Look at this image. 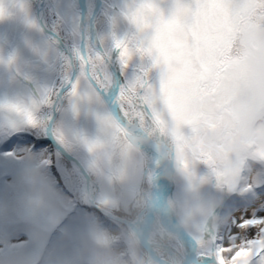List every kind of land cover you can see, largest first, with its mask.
<instances>
[{
	"label": "rangeland",
	"instance_id": "obj_1",
	"mask_svg": "<svg viewBox=\"0 0 264 264\" xmlns=\"http://www.w3.org/2000/svg\"><path fill=\"white\" fill-rule=\"evenodd\" d=\"M27 1L21 3L25 2L27 11L32 12ZM258 1L232 0L215 46L239 31L235 25L243 14L240 12ZM3 2L10 13L4 21L11 22L12 36L19 32L16 42L20 45V49L12 50L16 57L12 67L0 63L9 84L8 101L32 95L30 87L13 75L12 69L18 65L39 73L53 63L54 70L47 80L39 77L31 81L36 91L50 90L60 79L70 43L60 49L57 39L48 42L37 26L28 34H20L22 14L13 6V0ZM35 2L38 7L40 0ZM47 13H58L69 24L72 22L69 11L60 8V0H44L39 15ZM27 18L26 13L24 20ZM241 29L245 42L252 41L254 46L247 49L245 57L232 61L231 69L212 93L203 92L201 87V82L206 83L210 77L206 74L191 89L173 87L163 110L150 108L156 121L147 112L125 115L139 127L150 128L152 136L173 149L167 153L169 159L175 157L172 168L165 163L168 178L172 175L168 207L174 221L195 238L201 250L196 257L208 255L207 246L225 233L234 216L240 215L236 204L250 201L253 189L264 184V12L252 18L248 27L241 25ZM94 31L97 35L95 27ZM108 31L109 26H104L102 32ZM115 31L123 35L126 22L119 21ZM58 34L68 36L65 29ZM10 52L0 44V57L6 60ZM216 52L215 48V55ZM27 53L33 55L26 58ZM1 84L2 80L0 91ZM57 107L61 109L53 127L57 132L62 129L68 138L67 152L74 160L71 173L65 170L64 157L46 145L37 149L14 143L0 153V264H160L142 247L134 229V224L144 219L148 201L157 194L162 200L160 175L148 167L147 159L134 143L125 140L113 119H97L105 114L104 109L82 104L79 115L73 117L66 103L63 107L58 103ZM192 121L194 128L186 131ZM154 122L160 124L159 129L154 128ZM5 128L0 125L4 136L8 133ZM32 134L46 137L43 129ZM2 139L0 144L8 143ZM49 155L53 156L63 187L57 184L51 168L42 166ZM77 162L84 167L86 176ZM118 196V206L129 213L126 218L114 212ZM93 201L133 225L112 217L106 220L89 208ZM130 207L136 210L135 216ZM158 215L156 212L152 216L149 241L158 249V257L171 264H183L187 252L182 237L174 239L160 225ZM187 242L191 251L192 243ZM229 243L224 241V264H238L236 253L242 250V241L235 240L230 247Z\"/></svg>",
	"mask_w": 264,
	"mask_h": 264
},
{
	"label": "snow or ice",
	"instance_id": "obj_2",
	"mask_svg": "<svg viewBox=\"0 0 264 264\" xmlns=\"http://www.w3.org/2000/svg\"><path fill=\"white\" fill-rule=\"evenodd\" d=\"M232 0H60V8L69 11L72 22L58 13L53 15L51 28L57 35L67 30L70 52L62 61L60 79L50 90H38L26 99L0 101V125L9 130L23 126L25 132L52 136L59 148L68 151V138L53 125L66 103L73 117L80 106L104 109L97 119L122 120L125 115H143L150 108L163 110L170 100L171 89L183 85L191 89L206 74L214 71L215 43L226 25ZM13 6L27 12L25 3ZM10 13L0 0V20ZM125 21L128 30L117 35L115 26ZM30 27L36 24L28 20ZM107 24L108 32L92 38L93 24ZM213 28L216 31H213ZM15 55L0 63L12 67ZM63 98V99H61ZM33 144L37 149L52 144L34 135H14L0 145V152L12 144ZM74 160L64 157L65 170L72 172ZM42 166L50 167L57 184L63 187L53 156ZM70 196L71 193H68ZM239 216L233 217L222 234L198 257L195 264H224V241L229 247L242 241L236 253L238 264H264V184L253 189L250 201L237 203ZM11 231V229H8ZM246 249V250H243ZM212 253H215L213 258Z\"/></svg>",
	"mask_w": 264,
	"mask_h": 264
},
{
	"label": "flooded vegetation",
	"instance_id": "obj_3",
	"mask_svg": "<svg viewBox=\"0 0 264 264\" xmlns=\"http://www.w3.org/2000/svg\"><path fill=\"white\" fill-rule=\"evenodd\" d=\"M17 1H18L17 3L22 2V0H17ZM41 1H43V2L41 3ZM27 2L29 3V8H32V12H31V10H30V12H28V11L26 12L27 17L32 22H34L36 24V26L38 27V29L44 35V37L47 39L48 42L54 43L55 39H57L58 47L60 49H62V46L65 43H67V44L70 43L68 40V36L62 37L59 34H57L55 36L52 34V32L55 31L54 29L51 28V23H52V18H53L54 13L53 14H50V13L42 14L43 15L42 17L39 15V12L41 10H43L44 0H40V2H39L40 4L38 7H36L35 0H28ZM263 10H264V0H259L254 5L249 6L248 9H245V12H240L243 14L239 15V17H240V18H238L239 21L236 23L237 25H235V27L238 28L239 31L237 30V33L235 31L232 36H231V34L229 36L227 35V37H225L224 41L220 42V44L218 46H215L217 52H216L215 59H214V71L212 73H210V77H208L206 83L201 82V87L203 88V92H209L210 91L212 93L214 91V89L216 88V86L218 85L221 77L225 76L227 71L231 69L232 61L240 60L241 58L245 57L246 53H247V49L253 48L254 44L252 41H250L249 43L245 42V37H244L245 33H244L243 29H241V25H243L244 27L245 26L248 27L249 22L252 21V18L256 19L258 16L259 17L262 16V14L264 12ZM17 11H18V13L22 14V16H21L22 20L20 21L21 28L18 27L21 31L20 34L22 32H26L27 34H28V32H32L33 27L29 26V23H28L29 19L27 18L26 20H24L26 18V13L21 12L19 10V8H17ZM39 18L41 19V22H42L44 28L41 26V24L39 22ZM11 30H12V26H11L10 21H4V19L0 20V44L3 47H5V51H7V52L11 51L10 55L14 54V53H12L13 49L17 50L18 47L20 49L19 42H16V39L19 35V32H15L13 34L14 36H12L10 33ZM127 30H128V26H127ZM215 30L216 29L214 28L213 31H215ZM35 50L36 49L34 48V50H33L34 53H35ZM18 55H19V53H17V63H18V58H19ZM29 55H33V53H27L26 58ZM27 61L28 62H26V64L31 65V67H32L33 63L29 60H27ZM18 66L14 67V69H12L13 75L19 82L26 83L30 87L32 94L36 90L32 86L31 81L32 80H39V77H41L43 80H47L49 78L51 72H53V70H54V64L53 63L48 65L46 68L43 67V69H41L39 73L36 70H29V66L28 67L26 66V68L21 67L22 65L19 67ZM6 77H7L6 73L4 71L0 70V80H2V84H1L2 90L0 91V101H2L1 98H2V94L4 92H6L7 100H8L9 84L6 82L7 81ZM54 78H53V80H54ZM4 84H6L7 86L4 87ZM147 113H148V116L150 117V119L152 121L153 120L156 121V118L151 113L150 109L147 111ZM159 125L160 124H158L157 122L153 123L154 128L157 127V129H159ZM140 128L142 130H144L145 132H147L153 139H155V140L158 139L156 136H152L150 134L151 133L150 128H149V130L144 126H142V127L140 126ZM5 129H7V131H8V133H7L8 136H7V134L5 136L3 134H0V140L3 138L2 140H5L7 142L10 139H12L14 135H21V134L33 135L30 132L26 133L24 129H19L16 127H14L13 129H10V130L8 128H5ZM34 138L35 139H43V138H36V137H34ZM184 138H185V135H184ZM45 139H47V137H45ZM18 144H21V143H18ZM0 145H3V144L1 143ZM30 145H31V147H35V145H33V144H30ZM165 146L167 147V153L169 150H173L167 144ZM171 146H172V143H171ZM51 149L53 151H57L53 145H52ZM171 158H173V160H175L174 155H172ZM118 207L119 206H117L116 209Z\"/></svg>",
	"mask_w": 264,
	"mask_h": 264
},
{
	"label": "bare ground",
	"instance_id": "obj_4",
	"mask_svg": "<svg viewBox=\"0 0 264 264\" xmlns=\"http://www.w3.org/2000/svg\"><path fill=\"white\" fill-rule=\"evenodd\" d=\"M92 38L93 40L96 39V33L94 31H92ZM122 121L124 123H126L131 129H133L136 134L138 135H143L144 134V130H142L137 124L132 123L131 121H129L127 119V117L125 116ZM131 140L139 145L140 147H142L144 150H146L149 155L150 158L147 159V165L150 169L156 171L160 176H159V181H163V183H166L168 181V172L166 170V158H165V154L164 152L156 145H152L150 143H148L147 141L143 140L142 138L138 137V136H132ZM160 205H161V194H157L155 196H153L148 203L145 205L144 208V219L143 220H139L134 224V229L136 230V232L140 235V237L142 238V240L144 241V243L146 244V246L148 247V249L150 250V256L154 255H158V249H156L155 245L149 241V238L151 236V231H152V223H151V219L154 213L159 212L160 211ZM163 221L166 225L173 227L175 229H182L173 219V215L171 213L170 208L167 206L164 209L163 212ZM182 240L184 242V249L187 252V255L189 254L190 251V245L187 242V238L185 236H182ZM198 257H196L197 259ZM170 263V262H169ZM171 264V263H170Z\"/></svg>",
	"mask_w": 264,
	"mask_h": 264
},
{
	"label": "water",
	"instance_id": "obj_5",
	"mask_svg": "<svg viewBox=\"0 0 264 264\" xmlns=\"http://www.w3.org/2000/svg\"><path fill=\"white\" fill-rule=\"evenodd\" d=\"M43 1H41L42 3ZM39 22L41 24V26L44 28L42 22H41V19L39 18ZM93 28H94V24H93ZM214 29V28H213ZM93 31V29H92ZM92 35V34H91ZM7 85L4 84V87H6ZM36 92V91H35ZM2 101H5L7 100V95H6V92H4L2 94ZM113 121L118 125V127L123 131L124 135L131 141V137L132 136H138L140 138H142L143 140L147 141L148 143L152 144V145H156L158 146L165 154V158H166V161L168 163V167L169 168H172L173 166V158L169 159L168 158V154H167V147L165 146V144H163L162 142H159L155 139H153L147 132L144 131V134L143 135H138L136 134V132L131 129L126 123H124L122 120L120 121H116L115 119H113ZM47 139L49 140V142L62 154L64 155L65 157H68L70 156V154L68 152H64L62 151L59 146L56 144L55 140L52 139V137H50L48 135ZM134 143V142H133ZM134 145L140 150V152L145 156L146 159H149L150 158V155L149 153L144 150L142 147H140L139 145L135 144ZM79 167H80V170L81 172L86 176V172H85V169L84 167L82 166V164L80 162H77ZM171 184H172V175L168 178V182L167 183H164V191H163V195H162V200H161V205H160V211H159V222L160 224L164 227V229L170 233H173L175 234L176 236H178L179 238H181L182 236H185L189 241H191L192 243V249L191 251L189 252V254L186 256L185 260L183 261V264H192L193 262H195V258L197 256V246H196V240L195 238L188 232L186 231L185 229H175L173 227H170L168 225H166L163 221V212H164V209L168 206V196H169V192H170V188H171ZM118 202H119V196L117 197V200H116V207L118 206ZM91 207L101 211L102 213H104L105 215L109 216V217H112L118 221H123V222H128L129 224L133 225V222L132 221H128V220H125L121 217H118L112 213H109V212H106L104 210H102L101 208H99L97 205L94 204V201L92 202L91 204ZM137 237L139 239V242L140 244L145 248V250L150 253V250L148 249V247L146 246V244L144 243V241L142 240V238L140 237V235L137 233ZM212 256H214V253H212ZM152 257L157 261L159 262L160 264H169L167 261L163 260L162 258L158 257L157 255H152Z\"/></svg>",
	"mask_w": 264,
	"mask_h": 264
},
{
	"label": "trees",
	"instance_id": "obj_6",
	"mask_svg": "<svg viewBox=\"0 0 264 264\" xmlns=\"http://www.w3.org/2000/svg\"><path fill=\"white\" fill-rule=\"evenodd\" d=\"M95 25V28H96V32L97 33H100V32H102V29H103V27L105 26L106 27V25L107 24H104V23H101V24H94ZM70 42V41H69ZM118 127V126H117ZM192 128H194V121H192V122H190V123H188L187 125H186V128H185V130L186 131H188L189 129H192ZM118 130H119V132L124 136V138H125V140H127V142L129 143L130 141L126 138V136L123 134V132H122V130L118 127ZM201 133H203V132H201ZM126 142V143H127ZM144 157V156H143ZM114 206V212L116 213V214H118L119 216H121V217H124L125 216V218H126V216H128V212H125V211H123L122 210V208L119 206L117 209H116V207H115V205H113ZM89 208H91V207H89ZM124 208H126V206L124 207ZM100 215H101V217L103 216V218H105L106 220H112V219H110V218H108L106 215H104L102 212H100V211H98V210H96ZM130 212H131V214L133 215V216H135V212H136V210H134V211H132V209H131V207H130ZM127 213V214H126ZM129 218H131V215L129 216ZM114 221V220H113ZM173 237H174V239H176V235H174V234H172V233H170ZM54 239H55V237H53V238H51V240H50V244H52L53 243V241H54ZM201 250L200 249H198L197 248V252H200Z\"/></svg>",
	"mask_w": 264,
	"mask_h": 264
}]
</instances>
